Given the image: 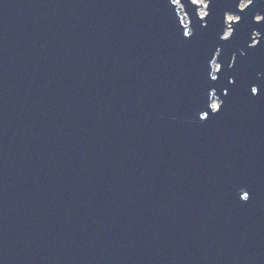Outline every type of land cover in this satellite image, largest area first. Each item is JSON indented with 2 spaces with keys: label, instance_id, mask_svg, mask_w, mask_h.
<instances>
[{
  "label": "water",
  "instance_id": "water-1",
  "mask_svg": "<svg viewBox=\"0 0 264 264\" xmlns=\"http://www.w3.org/2000/svg\"><path fill=\"white\" fill-rule=\"evenodd\" d=\"M205 10L0 0V264H264V0Z\"/></svg>",
  "mask_w": 264,
  "mask_h": 264
},
{
  "label": "rangeland",
  "instance_id": "rangeland-1",
  "mask_svg": "<svg viewBox=\"0 0 264 264\" xmlns=\"http://www.w3.org/2000/svg\"><path fill=\"white\" fill-rule=\"evenodd\" d=\"M206 2L207 0H200V3H201V6H197V11L199 13V15H204L206 13V10H205V7H206ZM247 3V1H242L240 3V6L243 7L245 6ZM180 9H181V6H180ZM237 19V16L235 14H230L228 13L227 17H226V20L228 21V24H230V21H235ZM187 20V17L185 16V21ZM227 32L225 33L226 36H228L230 34V29L229 30H226ZM213 105L215 106L216 105V100L213 101Z\"/></svg>",
  "mask_w": 264,
  "mask_h": 264
},
{
  "label": "snow or ice",
  "instance_id": "snow-or-ice-1",
  "mask_svg": "<svg viewBox=\"0 0 264 264\" xmlns=\"http://www.w3.org/2000/svg\"><path fill=\"white\" fill-rule=\"evenodd\" d=\"M262 88H264V82H261L259 84V89L258 88H251V92L256 93L257 91H261Z\"/></svg>",
  "mask_w": 264,
  "mask_h": 264
},
{
  "label": "bare ground",
  "instance_id": "bare-ground-1",
  "mask_svg": "<svg viewBox=\"0 0 264 264\" xmlns=\"http://www.w3.org/2000/svg\"><path fill=\"white\" fill-rule=\"evenodd\" d=\"M194 4H196L197 6H201L200 0H191Z\"/></svg>",
  "mask_w": 264,
  "mask_h": 264
}]
</instances>
